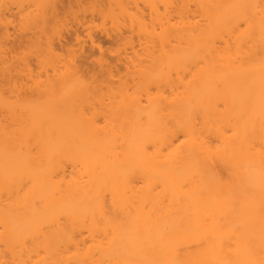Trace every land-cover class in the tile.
Here are the masks:
<instances>
[{
  "label": "bare ground",
  "instance_id": "6f19581e",
  "mask_svg": "<svg viewBox=\"0 0 264 264\" xmlns=\"http://www.w3.org/2000/svg\"><path fill=\"white\" fill-rule=\"evenodd\" d=\"M234 1L137 52L107 114L83 83L0 90V264H264V25L215 40Z\"/></svg>",
  "mask_w": 264,
  "mask_h": 264
},
{
  "label": "rangeland",
  "instance_id": "374dc122",
  "mask_svg": "<svg viewBox=\"0 0 264 264\" xmlns=\"http://www.w3.org/2000/svg\"><path fill=\"white\" fill-rule=\"evenodd\" d=\"M217 1L0 0V90L17 100L38 98L42 88L53 83H83L98 91L88 104L92 110L107 111L114 99L108 96L111 91L133 90L136 53L151 64L154 51L157 55L162 49L169 51V28L209 34L225 11V0L221 7H215ZM234 11L215 40L235 41L246 33L243 39L252 42L251 34L264 25V0ZM170 38L186 40L180 33ZM165 71L166 80L160 87L152 85V90L160 88L169 96L168 65Z\"/></svg>",
  "mask_w": 264,
  "mask_h": 264
}]
</instances>
